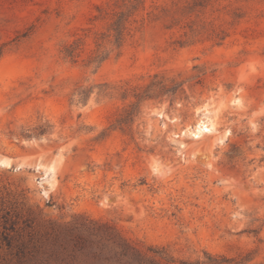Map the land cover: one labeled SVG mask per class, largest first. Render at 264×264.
<instances>
[{
  "label": "rangeland",
  "instance_id": "374dc122",
  "mask_svg": "<svg viewBox=\"0 0 264 264\" xmlns=\"http://www.w3.org/2000/svg\"><path fill=\"white\" fill-rule=\"evenodd\" d=\"M0 264H264V0H0Z\"/></svg>",
  "mask_w": 264,
  "mask_h": 264
},
{
  "label": "trees",
  "instance_id": "16d2710c",
  "mask_svg": "<svg viewBox=\"0 0 264 264\" xmlns=\"http://www.w3.org/2000/svg\"><path fill=\"white\" fill-rule=\"evenodd\" d=\"M112 30L114 32V45L116 47H119L120 44H121V39H122V33H123V30H124V19L122 16H119L117 18V20H115L112 24ZM73 51L70 50L69 52H67V54L70 56L71 53ZM154 86H156V88H159V91L161 93H171V94H174L177 89L180 87L179 84H173L171 87L167 88L166 85L163 84L162 81L158 82L157 84H151L147 87V90H145L144 92H141V93H136L134 95V98L136 99V101L134 103H132L130 105V110L128 112V117H131L133 116L136 112H137V108H138V104L146 99V98H149V96L152 94L151 91L154 90L152 89L155 88Z\"/></svg>",
  "mask_w": 264,
  "mask_h": 264
},
{
  "label": "bare ground",
  "instance_id": "6f19581e",
  "mask_svg": "<svg viewBox=\"0 0 264 264\" xmlns=\"http://www.w3.org/2000/svg\"><path fill=\"white\" fill-rule=\"evenodd\" d=\"M212 127L205 124L202 120L198 121L195 131L192 133L194 137H200L203 133L211 132Z\"/></svg>",
  "mask_w": 264,
  "mask_h": 264
}]
</instances>
